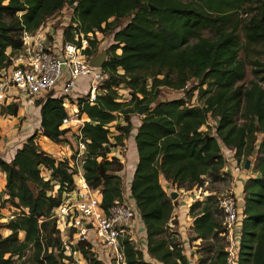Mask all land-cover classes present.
Masks as SVG:
<instances>
[{
    "label": "trees",
    "instance_id": "obj_1",
    "mask_svg": "<svg viewBox=\"0 0 264 264\" xmlns=\"http://www.w3.org/2000/svg\"><path fill=\"white\" fill-rule=\"evenodd\" d=\"M242 0H0V68L20 48L23 31L31 33L47 17L65 4L75 3L73 20L82 32L100 30L112 33L117 44L105 52L103 68L108 72L106 92L93 105H83L88 118L81 133L89 142L83 163L84 178L92 187L101 186L103 209L120 199L121 164L105 154L123 143L132 130L127 112H134L144 102L153 106L144 111L133 136L137 161L130 181V194L144 228L145 252L154 262L124 241L126 264H188L181 248L163 235L171 216L172 203L159 183L162 176L171 185L191 189L208 177L220 179L224 165L221 147L233 151L238 162L254 154L252 171L242 186L243 206L237 264H264V91L252 83L240 91L235 82L242 78L243 65L236 59L241 47L235 33L222 28L228 12L238 9ZM6 18V19H5ZM122 20H126L120 25ZM212 30V37L201 35ZM247 42H259L264 50V16L251 18L242 27ZM68 38L69 35L65 34ZM192 41V42H191ZM94 42H91V48ZM119 48L118 54L114 49ZM90 49L85 53L89 54ZM122 69V74L116 72ZM150 78L149 87L143 79ZM131 88V110H122L113 87L120 83ZM189 79L198 80L200 105L192 106L183 98L156 101L158 88L185 90ZM191 99V98H190ZM189 99V101H190ZM39 105V134L53 143H62L65 130H59L65 112L60 99L46 98ZM239 111L240 122L233 118ZM17 105L0 107V114L15 115ZM123 112L124 124L112 136L107 124ZM207 115L216 117L213 133L200 129ZM262 136L257 140L256 134ZM37 133L28 135L12 158L0 156L4 174L2 202L10 201L20 211L9 219L0 235V264H19L22 251L31 249V264H75L63 253V247L50 217L60 203L62 190H70L72 179L61 162L43 151L35 142ZM122 145V144H121ZM100 157L97 161L96 158ZM39 166L50 169V180H43ZM58 185L52 196V182ZM212 196L199 207L188 208L192 216L193 240L199 239L202 254L197 264H226L223 251L221 211L212 205ZM214 199V198H213ZM1 206V205H0ZM18 232L23 233L20 240ZM86 264H102L82 243H76ZM15 257V259L13 258Z\"/></svg>",
    "mask_w": 264,
    "mask_h": 264
},
{
    "label": "built area",
    "instance_id": "obj_2",
    "mask_svg": "<svg viewBox=\"0 0 264 264\" xmlns=\"http://www.w3.org/2000/svg\"><path fill=\"white\" fill-rule=\"evenodd\" d=\"M74 5L65 4L47 17L35 31H23L20 48L13 54L10 55V49H6L9 63L0 68V107L11 104L23 109L35 107L38 114L40 104H36L37 101L42 103L46 98L61 100L65 116L61 119L59 130H65L64 134L71 132V139L62 143L48 142L56 147V154L52 157L56 162H61L70 174L72 187L70 190H62L60 203L51 210L50 217L65 248L68 247L66 242L72 247L80 242L102 264H126L124 241L147 256L144 228L130 194V181L137 161L135 145L131 147L134 134L130 136V132L128 135L131 144L124 156L119 153V148L116 154H105L107 160L116 157L121 164V170L117 172L121 178L120 199L113 201L105 210L101 206V186L92 187L84 178L83 163L89 140L82 135L81 128L84 122H88V118L80 111L83 105H93L97 96L106 92L104 82L108 72L103 65H90L89 60L100 52L108 51L117 42L113 40L112 33L95 29L82 32L73 20ZM66 32L68 38L65 37ZM91 42H94L93 48ZM86 49L91 52L86 54ZM119 52V48L114 49V53ZM116 72L123 73L121 68H117ZM113 89L116 101L129 95L130 91L123 83ZM194 101L192 97L189 105L193 106ZM36 123L39 130V115ZM126 139L123 140L125 146ZM8 149L10 159L16 146L10 145ZM96 160L99 161L100 157ZM129 164V176L124 179ZM39 171L43 180H50L48 167L39 166ZM51 183L53 189L50 194L54 196L58 185L53 181ZM217 204L221 211L222 232L219 235L224 238L225 263L237 264L242 207L237 204L231 192L222 194ZM13 217L9 216L10 219Z\"/></svg>",
    "mask_w": 264,
    "mask_h": 264
},
{
    "label": "rangeland",
    "instance_id": "obj_3",
    "mask_svg": "<svg viewBox=\"0 0 264 264\" xmlns=\"http://www.w3.org/2000/svg\"><path fill=\"white\" fill-rule=\"evenodd\" d=\"M226 14H227V18L225 19L221 27L227 30H231L233 27H236L235 33L237 34L239 43H241V47L238 49L236 53V59L240 60L243 65V74H242V78L235 82V86L239 87L240 91H242L248 88L252 83H256L264 91V50L259 44V42H253V43L247 42L245 38L243 37V33H242V27L246 26L251 18L260 16L262 14L264 16V0H242L240 7L238 9L232 10ZM125 21L126 20H122L120 25H123ZM212 34H213L212 30L203 29L201 31V35L204 37L211 38ZM107 40L108 39H106V41ZM105 51L103 52L105 53ZM126 80L128 79L125 78L124 85H126L129 88V86L126 84ZM143 81H144L145 86L149 87L150 78L146 77L145 79H143ZM197 83H198V80H193V79H189L186 82L185 90L186 91L187 89L190 90L189 94L186 96L184 95V92H182L181 90L171 89L165 86H161L158 88L159 92H158L156 101L168 100V99H174V98L176 99L183 98L189 103V99L194 97L195 99L193 103L194 106L200 105L201 101L203 100V98L199 97L200 89H204L205 86L203 87L198 86L196 89L195 87L197 86ZM129 90H130L129 95L126 94L124 97H120L119 95L121 100L118 102L123 104L122 106L123 108L121 111L131 110L133 108L134 103L131 102V88H129ZM142 105H148V104H145L143 102L140 106ZM152 106H153V103L149 104L147 109L151 108ZM240 109L241 108L238 109V112L235 114L233 118L237 123L240 122V119H239ZM136 111L127 112V115L130 117V121L132 125V131L130 130L131 132L130 136L134 134V128L139 123V120L142 117L141 115L137 114ZM0 115H1L0 133L3 135L2 136L4 139L3 145H5L6 140L11 139L12 137H17L23 132V129L20 127L23 119H26V118L29 119L28 121L29 126L27 127V129H30L28 130L30 133L36 132L37 130L36 120H37V115L39 114H37V110L35 107L34 108L32 107L30 109L28 108L23 109L17 105V111L15 115H9V114H7L9 116L4 115V114H0ZM122 115H125V114L123 112L118 113L117 118L107 124L108 129L111 133L108 138L109 145L113 141L111 135L121 133L120 130L117 131L115 130L114 127L116 124H119V125L124 124ZM6 119L9 121L5 123ZM216 123H217L216 117L207 115V120L205 124L201 125L200 129L208 130L211 133H213ZM24 127H25L24 129H26V126ZM261 136L262 135L260 133H257L256 134L257 140L260 139ZM62 137L64 140L68 141V139H71V132L63 134ZM38 142L41 143L45 147L44 149L47 150L50 156L53 155L51 154V151L53 150L52 147L54 146L51 143H49L45 138H42L40 136L38 137ZM123 143L121 141V143H118L116 146L110 148L109 153H115L117 148H119V153L122 156H124L126 152L129 151V148H130L129 147V145L131 144L130 137H128L125 140V143H127L126 146ZM8 150L9 149L7 148V146H5L3 150L1 149L0 151V155L2 157L4 155L3 158L5 159L8 158L9 156ZM223 158H224V165L220 170V173H221L220 179L212 181L210 178L203 176L201 183H199L198 185H194L191 189H184L182 187H176L175 185H171L168 181L167 182L169 184H164V183L162 184L163 185L162 189L164 190V192L169 197L172 203L171 216L169 220L167 221V224L164 228L163 235L165 234L166 235L165 237L172 240L173 243H176L181 248L183 255H185V251L191 250L190 252H192L193 254L192 253L188 254L189 255L188 256L189 259H187L188 264H197V259L199 258L198 255H201L203 253L201 241L199 239L193 240L191 238L192 236H189L191 232L189 231L187 232V229H186L188 222L192 221V216L188 213L189 206L193 204L194 202H199L200 204L199 207H201L202 203L206 200V197L209 195L212 196L211 203L212 205H214L216 204V200L222 194L230 192L231 188L235 187V184L238 182V179L242 178L241 175L244 176L243 183L247 178L257 176L252 171V166L254 163V154H251L246 159L249 161V166L247 168L243 167L244 162L246 160H242V158H240L238 162L236 161V164H234L233 166L229 164L227 165V159H228L227 157H223ZM130 167L131 165L129 164L124 172V175H123L124 179L127 176H129ZM2 177H3L2 173H0V178L2 179ZM1 179H0V188H1V183H3ZM171 192L176 193L175 198L170 197ZM0 195L2 199L6 198L3 195V189H0ZM0 205H1L0 206V235L3 237L9 233V231L5 228L6 223L10 219L9 216L10 215L15 216L17 213H19L20 210L14 207L10 201L2 202L0 200ZM178 211L180 213L181 211H183V214L185 216L184 218L186 220V224L184 225V230L187 232V236H185L184 238L181 237V232L179 233V229L177 227L178 220H177L176 215H178L179 213ZM17 236L21 240L23 238V233L18 232ZM220 242H224V238ZM66 245L68 246L67 248H65L61 243V246L63 247V253L69 256L70 259L73 260L75 264H81V263L83 264V258L78 253V251L75 250L74 252V247H72L67 242H66ZM142 255L144 256V254ZM30 256H31V249L26 247L22 251L20 258L16 259V262L19 264H31ZM144 257H145V260L147 261L150 260L151 262H154L148 256H144ZM13 258L15 259V257Z\"/></svg>",
    "mask_w": 264,
    "mask_h": 264
},
{
    "label": "crops",
    "instance_id": "obj_4",
    "mask_svg": "<svg viewBox=\"0 0 264 264\" xmlns=\"http://www.w3.org/2000/svg\"><path fill=\"white\" fill-rule=\"evenodd\" d=\"M4 115H7V114H4ZM7 116H9V115H7ZM0 118H1V115H0ZM1 121V120H0ZM7 121H9V120H5V123L7 122ZM28 121H29V119H23L22 120V122H21V125H20V127L23 129V132L19 135V136H17V137H12L11 139H9V140H6V143H5V145H3V135L0 133V151H1V149L3 150V148L5 147V146H7V148L10 146V145H12V146H16V148H18V147H20V145L24 142V140H25V138L28 136V135H30L31 133L28 131V130H30V129H27V127L29 126V123H28ZM4 125V124H3ZM2 125V126H3ZM138 125V124H137ZM136 125V126H137ZM1 126V125H0ZM24 126H26V129H24L25 127ZM132 131V130H131ZM36 132H37V136H36V139H35V142L40 146V148L43 150V151H45V152H47V150L46 149H44L45 147L41 144V143H39L38 142V137L40 136V137H42V138H45L47 141H48V139L46 138V137H44V136H41L40 134H39V130L37 129L36 130ZM134 133H135V128H134ZM131 147L133 148L134 147V143H132V145H131ZM53 148V150L51 151V154H56V149H55V146L54 147H52ZM48 153V152H47ZM112 154H116V152L115 153H112ZM221 154L223 155V157H227L228 159H227V165L229 164V165H231V166H233L234 164H236V160H235V158H234V156H233V151L232 150H229V149H226V148H224V147H221ZM2 155H3V153H2ZM1 156V155H0ZM2 157V156H1ZM3 157H4V155H3ZM2 157V158H3ZM5 159V158H4ZM6 160H9V158H6ZM1 173V172H0ZM2 182L3 183H1V188L0 189H3V185H4V174L2 173ZM242 176V178H240V179H238V182L235 184V187H233V188H231V190H230V192L233 194V196L235 197V199H236V201H237V204L239 205V206H243V191H242V186H243V175H241ZM158 180H159V183H160V185H161V187H163V183L164 184H169L162 176H159V178H158ZM192 196V195H191ZM194 197V196H193ZM179 212V211H178ZM177 216V220H178V225H177V227H178V229H179V233L181 232V237L182 238H184L185 236H187V232L189 231V232H191L190 234H189V236H193V234H194V232L191 230V222L192 221H190V222H188V225H187V227H186V229H187V232L184 230V225L186 224V220H185V216H184V214H183V211H181V213L179 212L178 213V215H176ZM193 232V233H192ZM144 233V232H143ZM191 250H188V251H185V255H186V258L187 259H189V255L188 254H190V253H192V252H190ZM193 254V253H192ZM198 254V253H197ZM195 256V255H194ZM82 264V263H81ZM83 264H86L85 263V261L83 260Z\"/></svg>",
    "mask_w": 264,
    "mask_h": 264
},
{
    "label": "water",
    "instance_id": "obj_5",
    "mask_svg": "<svg viewBox=\"0 0 264 264\" xmlns=\"http://www.w3.org/2000/svg\"><path fill=\"white\" fill-rule=\"evenodd\" d=\"M103 62H104V53L103 52H100L98 53L97 55H95L94 57H92L90 60H89V64L92 65V66H102L103 65ZM148 108V105H142V106H139L136 113L143 116L144 114V111L147 110ZM249 166V161L246 160L244 162V165L243 167L244 168H247ZM170 197L171 198H175L176 197V193L175 192H171L170 193Z\"/></svg>",
    "mask_w": 264,
    "mask_h": 264
},
{
    "label": "bare ground",
    "instance_id": "obj_6",
    "mask_svg": "<svg viewBox=\"0 0 264 264\" xmlns=\"http://www.w3.org/2000/svg\"><path fill=\"white\" fill-rule=\"evenodd\" d=\"M82 117H84V116H82Z\"/></svg>",
    "mask_w": 264,
    "mask_h": 264
}]
</instances>
